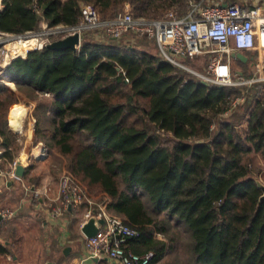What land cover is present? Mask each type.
<instances>
[{
  "label": "trees",
  "instance_id": "trees-1",
  "mask_svg": "<svg viewBox=\"0 0 264 264\" xmlns=\"http://www.w3.org/2000/svg\"><path fill=\"white\" fill-rule=\"evenodd\" d=\"M85 1L102 20L125 3L151 18L190 8L189 0H2L0 33L78 24ZM140 37L157 53L87 30L76 50L44 46L13 58L4 78L53 95L51 127L38 117L35 136L67 158L65 173L89 196L141 230L127 246L153 249L151 264L174 247L172 237L156 236L170 219L188 230L193 264H264L263 190L252 165L253 152L264 158V80L205 83ZM238 96L245 99L233 106ZM15 101L11 92L0 97L2 164L15 160L14 133L4 125ZM0 251L8 249L0 243Z\"/></svg>",
  "mask_w": 264,
  "mask_h": 264
},
{
  "label": "built area",
  "instance_id": "built-area-1",
  "mask_svg": "<svg viewBox=\"0 0 264 264\" xmlns=\"http://www.w3.org/2000/svg\"><path fill=\"white\" fill-rule=\"evenodd\" d=\"M255 2L253 6L247 7L240 2L209 4L203 3L202 0H189L190 8L186 12L180 13L171 8L158 18L136 16L129 4L125 3L126 8L119 11L114 18L102 20L95 5L85 1L80 4L82 18L78 24L48 26L46 22L42 23H45V27L49 29L44 32L46 37L57 34L62 38L79 32L78 48L82 35L87 30H96L100 38L121 39L131 34L136 37L145 36L155 41L158 54L163 58L188 69L205 83L226 86L251 85L255 81L264 80V0H255ZM36 33L35 30H31L20 36ZM46 44L44 42L34 48H42ZM234 49L244 53V50L253 51L250 56L245 53L248 60L253 61L255 65V72L251 76L233 74L231 52ZM196 55L209 56L210 62L204 70L191 69L181 60ZM125 80L128 81V78L125 77ZM244 99V96L236 97L233 106ZM38 151L36 156L44 154L43 147ZM19 161L20 159L16 158L8 169L0 168V174L17 177L15 169ZM4 184L6 181L0 182V193ZM58 193L59 204H54L48 209L51 216L62 215L67 209L85 203L87 204L86 221L93 214L104 220L99 224L96 234L86 237L85 247L91 257L106 255V258L114 260L117 264H151L155 257L153 249L138 252L127 246L129 239L140 237L141 230L126 223L121 216L106 209L103 204L96 202L72 175L60 176ZM15 214L14 209L0 206V215L3 218L8 219Z\"/></svg>",
  "mask_w": 264,
  "mask_h": 264
},
{
  "label": "crops",
  "instance_id": "crops-1",
  "mask_svg": "<svg viewBox=\"0 0 264 264\" xmlns=\"http://www.w3.org/2000/svg\"><path fill=\"white\" fill-rule=\"evenodd\" d=\"M205 2L209 4L240 2L247 7L256 3L255 0H205ZM252 53L250 50L247 55L250 56ZM20 126L23 125L10 127L13 131H18ZM28 130L32 133L34 127L30 126ZM37 146L38 144L35 149H38ZM3 150L0 144V168L5 170L10 164L1 163ZM19 155L16 154L14 158L23 157ZM26 160L27 163L23 162L26 166L33 164L30 157L27 156ZM252 165L258 172L257 178L264 183V158L259 152L252 153ZM34 166L22 178L17 176L0 179V182L6 181L0 193V206L10 207L16 212L11 218L0 219V243L8 249L6 252L0 251V264H32L27 261L30 241L44 250L45 256L39 259L41 261L39 264H102L104 259L101 256L91 257L85 247L87 236L81 226L86 222L87 204L67 209L62 215L51 216L48 209L54 204H59L58 181L51 183L40 179L41 183H29L34 176L32 175ZM25 186L29 189L27 190ZM76 207L77 211L74 210ZM67 211H72L71 215H67ZM47 256H54V259ZM114 263L116 262L111 259L110 264Z\"/></svg>",
  "mask_w": 264,
  "mask_h": 264
},
{
  "label": "rangeland",
  "instance_id": "rangeland-1",
  "mask_svg": "<svg viewBox=\"0 0 264 264\" xmlns=\"http://www.w3.org/2000/svg\"><path fill=\"white\" fill-rule=\"evenodd\" d=\"M1 1L2 0H0V6L2 5ZM124 8H126L125 5L121 7L119 11L124 10ZM167 9H165L164 12ZM46 30L48 31L49 29L45 27V23H41L39 29L35 30L37 33L34 35L31 34V36H18L17 33H0V84L7 86V90L2 91L0 93V97H3L7 92H11L17 97V101H15V103L12 104L9 108L11 116H8V112L4 125L14 133L12 134V138L15 140L14 154L16 155L19 153L23 157H30L33 166L35 165V170L32 174L34 176L29 181V183L36 184L46 180L50 181L51 183H53L54 181L57 182L62 174H67L65 173V163L67 162V158L60 155L54 146L49 147L46 140L38 141V138L35 136V128L37 124L36 119L38 117H40L39 121L42 127H51L50 117L52 115L51 101L53 99V95L33 90L31 92V90H29L28 88L19 89L15 82L4 78V76L6 75L7 65L13 60V58L18 56H25L29 52V50L26 52H18L20 41L31 42V39H33L35 40V46H39L41 43H48L49 41L60 37L57 34H50L48 37H46L44 35V32ZM126 39H130V41L135 45H139L140 47L157 53V48L152 41L146 40L142 37H136L134 34L123 37V40ZM250 50L244 51L246 54H249ZM181 60L185 62L187 66L194 70H204L205 66L210 62L208 55L187 56L181 58ZM232 61L233 74L235 76H237V74L239 75V70L243 71L242 75L244 77H249L255 72V65L253 62H243L237 57H233ZM184 69L188 72H191L186 68ZM15 125L23 126H20L18 131H13L10 126ZM30 126L34 127V132L32 131V133H30L28 130ZM37 144L38 149H35ZM40 147H43L44 154L36 156L35 154L39 153L38 150ZM41 175L42 177L40 178ZM0 177V179H4L8 176L0 174ZM40 179L42 181H40ZM92 198L96 202L103 204L98 196ZM74 210L77 211L78 207L74 208ZM66 213L67 215H71L72 211H67ZM166 224L169 227L168 232L164 234L157 233L156 236L159 238L165 237L167 240L169 239V237H172V244L174 247L169 249L164 254V256L156 262V264H193L189 260L190 250L188 249V241L190 237L186 227L183 226V224L176 222L174 219H170ZM29 248V256L27 258L28 263L39 264L41 262L39 261V259H43V257L45 256L44 250L33 244L31 241ZM101 257L105 262H102V264H110L111 259L109 260L107 258V260H105L106 255H102ZM49 258L54 259V256H51ZM106 261H108V263Z\"/></svg>",
  "mask_w": 264,
  "mask_h": 264
},
{
  "label": "water",
  "instance_id": "water-1",
  "mask_svg": "<svg viewBox=\"0 0 264 264\" xmlns=\"http://www.w3.org/2000/svg\"><path fill=\"white\" fill-rule=\"evenodd\" d=\"M17 35L20 36L23 34H17ZM79 43H80V34H79V32H76L73 34H68L66 37L51 40L45 46L48 48L51 47V48L60 49V50H64V49H68V48H73L76 50V49H78L77 46ZM231 56L237 57L238 59L243 60L244 62L248 61V56L244 52L238 51L236 49L232 50ZM238 73L242 74L243 71L239 70ZM25 172H26V165L24 163H22L21 161H19L16 165L15 175L22 178V177H24ZM257 182H258L259 187H261L263 190V193L261 194L260 199L264 200V183L261 182V180H259L258 178H257ZM1 218H2V215H0V219ZM46 222L47 221H45V223ZM103 222H104V220L102 218H97L96 215L93 214L81 226V229L87 237H90L91 235H94L97 233V231L99 229L98 228L99 224H101ZM47 264H50V263H47Z\"/></svg>",
  "mask_w": 264,
  "mask_h": 264
},
{
  "label": "bare ground",
  "instance_id": "bare-ground-1",
  "mask_svg": "<svg viewBox=\"0 0 264 264\" xmlns=\"http://www.w3.org/2000/svg\"><path fill=\"white\" fill-rule=\"evenodd\" d=\"M34 46H35V40H33V39H31V42L20 41L19 47H18L19 48L18 52H26L28 50H31L32 47H34Z\"/></svg>",
  "mask_w": 264,
  "mask_h": 264
}]
</instances>
